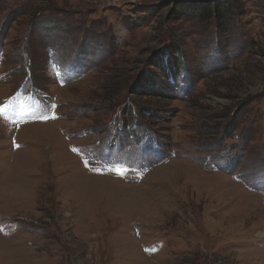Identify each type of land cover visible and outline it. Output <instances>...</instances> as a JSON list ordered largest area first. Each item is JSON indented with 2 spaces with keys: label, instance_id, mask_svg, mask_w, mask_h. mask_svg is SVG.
<instances>
[{
  "label": "rangeland",
  "instance_id": "1",
  "mask_svg": "<svg viewBox=\"0 0 264 264\" xmlns=\"http://www.w3.org/2000/svg\"><path fill=\"white\" fill-rule=\"evenodd\" d=\"M204 1L0 0V264H264V0Z\"/></svg>",
  "mask_w": 264,
  "mask_h": 264
},
{
  "label": "trees",
  "instance_id": "2",
  "mask_svg": "<svg viewBox=\"0 0 264 264\" xmlns=\"http://www.w3.org/2000/svg\"><path fill=\"white\" fill-rule=\"evenodd\" d=\"M243 0H221L220 3L217 2H202V3H187L185 6H181L180 4L177 5L174 8V12L178 13V18L181 19L183 17H186L188 20H196V19H200L202 21H209L210 19H215V21L217 22V26L220 27L221 29H224V27H227V19L226 17L228 16V14L232 11L233 7L236 6V3L239 4L241 3ZM234 3V4H233ZM184 5V4H183ZM228 18V17H227ZM160 61H159V69L160 71L162 70L163 72H161V74L159 76H154V78H159L162 77V80L164 81L165 79H169V76H174L177 75L181 72V69H177L175 68V65H172L173 69H168L166 66L167 63V56H163L161 54L160 56ZM120 78V77H118ZM113 82L110 81L109 84ZM114 83V82H113ZM166 85L168 86V81L166 83ZM139 99L142 98V95H139L138 97ZM106 100L111 99L112 97H107L105 96ZM114 99V97H113ZM136 100H134L133 98L128 99L127 97L122 99L118 105L116 106L115 112L121 107H124V109L127 111V113H131L133 112L131 109L132 105L136 108L137 102H139V99L135 98ZM145 111V110H144ZM150 114L148 113V116ZM147 117V116H145ZM149 121H152V118H149ZM229 132L230 130L225 129V131H222L221 134V138H224L227 136H229Z\"/></svg>",
  "mask_w": 264,
  "mask_h": 264
}]
</instances>
